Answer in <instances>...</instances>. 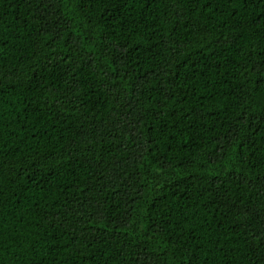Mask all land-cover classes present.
Segmentation results:
<instances>
[{"label": "trees", "instance_id": "trees-1", "mask_svg": "<svg viewBox=\"0 0 264 264\" xmlns=\"http://www.w3.org/2000/svg\"><path fill=\"white\" fill-rule=\"evenodd\" d=\"M0 264H264V0H0Z\"/></svg>", "mask_w": 264, "mask_h": 264}]
</instances>
